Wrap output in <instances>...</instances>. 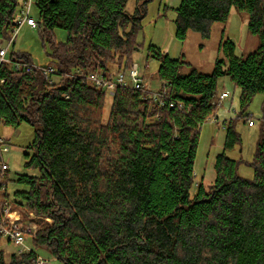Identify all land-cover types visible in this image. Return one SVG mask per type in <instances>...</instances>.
Listing matches in <instances>:
<instances>
[{
	"label": "trees",
	"instance_id": "trees-1",
	"mask_svg": "<svg viewBox=\"0 0 264 264\" xmlns=\"http://www.w3.org/2000/svg\"><path fill=\"white\" fill-rule=\"evenodd\" d=\"M19 1L0 0V39H12ZM151 1L136 0L130 14L129 0H34L55 81L41 70L1 65L0 123L34 128L25 166L37 175H19L27 190L15 192L13 202L52 222L39 227L31 253L12 254L9 262L0 235V264H33L36 249L65 264H264V125L253 179L240 177L238 163L225 154L241 141L231 121L215 183L209 190L200 183L191 197L200 130L216 114L219 80L227 76L241 89L246 121L245 109L264 94V0H181L178 40L188 31L209 38L212 25L226 22L235 7L248 14L258 47L239 58L227 41L226 59L212 74L192 67L183 74L188 62L151 45L165 105L145 98L146 88L119 87L104 123L106 91L75 75L110 76L115 62L118 72L130 71ZM56 29L67 32L65 42L56 41ZM9 59L33 65L27 54L13 52ZM177 102L182 109L170 106Z\"/></svg>",
	"mask_w": 264,
	"mask_h": 264
},
{
	"label": "rangeland",
	"instance_id": "rangeland-1",
	"mask_svg": "<svg viewBox=\"0 0 264 264\" xmlns=\"http://www.w3.org/2000/svg\"><path fill=\"white\" fill-rule=\"evenodd\" d=\"M180 3L181 0H152L147 6V14L142 21V29L137 34L138 50L133 53L132 62L139 65L144 86L150 92L156 93L162 90L164 86V82L158 77L160 62L149 54L151 45L159 47L163 53L172 59H183L188 62L190 66L184 68L183 74H188L191 67L201 73L212 74L216 62L226 59L224 46L227 41H231L235 45V55L239 58H246L259 45V37L248 31V14L235 7L232 8L230 17L226 22H216L212 25L209 38H203L199 33L188 31L184 41L178 40L175 36V20L176 9ZM135 9L136 0H129L126 7L127 12L133 14ZM19 12L20 6L17 9V17ZM31 17L36 21L38 20V10L34 5L31 10ZM54 34L58 43H63L67 39V32L63 29H56ZM11 36L13 38V33ZM0 42L4 47L9 45V56L13 52L27 54L35 66L46 67L50 64L47 56L49 48L43 46L38 30L32 29L26 24L20 28L11 43L3 39H0ZM109 68L110 76L118 73L116 62L110 63ZM119 72L128 76L129 71L124 72L123 68ZM106 93L108 97L103 117L104 123L108 121L112 105V96L108 92ZM222 93L229 94V97L221 101L219 96ZM240 94L241 89L229 77L226 76L219 80L218 92L214 99L218 104L216 114L207 120L200 130L194 167L195 184L191 190L192 198L197 193V187L200 183H203L208 190L215 183L217 176L216 158L224 152L225 128L231 121L234 122L235 131L239 134L241 141L234 149L226 150L225 154L238 163L237 174L240 177L249 180L254 178L255 170L252 163L264 125V94H257L245 109L247 120L253 121V126H249L248 121L240 115ZM34 132V128L27 123H23L18 129L0 123V138H4L10 144V150L4 159L10 170L8 195L11 201L15 199V192L27 190L26 186L17 182L19 175H37V171L29 170L25 166V154L29 152L28 147L33 142ZM16 209L23 219L34 221L38 227L46 222H52L34 212L25 211L22 207L17 206ZM27 246L34 249L31 240L27 242ZM1 249L9 262L11 255L16 251L15 247L2 239ZM36 251L48 264H65L46 249H36Z\"/></svg>",
	"mask_w": 264,
	"mask_h": 264
},
{
	"label": "built area",
	"instance_id": "built-area-1",
	"mask_svg": "<svg viewBox=\"0 0 264 264\" xmlns=\"http://www.w3.org/2000/svg\"><path fill=\"white\" fill-rule=\"evenodd\" d=\"M20 12L16 19V26L13 30V38H15L23 25H28L32 29L37 28V21L31 17V10L34 5V0H20ZM13 38L9 41L12 42ZM9 45L4 47L0 42V66L9 65L13 66L15 71L24 69L26 72H30L33 69L41 70L49 83H53L54 80V68L39 67L33 65H26L18 62H11L8 57ZM69 76V75H66ZM74 77V76H72ZM75 77L81 78L85 83H89L94 87L100 88L108 92L112 97L115 91L119 87L130 88L134 90H144L143 77L140 73V67L138 64H133L132 68L128 72V76L125 73L118 72L112 76H105L101 73L78 71ZM145 98H152L155 102L160 105H165L166 85L164 84L163 89L154 93L146 90ZM229 97V94L222 93L219 96L221 101ZM171 107L177 106L182 109L183 105L181 102L170 103ZM217 120L216 118H214ZM249 126H253V121L247 120ZM10 144L4 139L0 138V235L8 244L15 247L16 251L14 254L23 255L31 253L33 248L27 246L29 240L38 232V224L31 220L23 219L20 212L16 209L13 201L10 200L8 195V178H9V165L5 161L4 156L9 152ZM33 264H48L39 254L34 260Z\"/></svg>",
	"mask_w": 264,
	"mask_h": 264
}]
</instances>
